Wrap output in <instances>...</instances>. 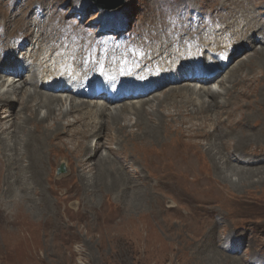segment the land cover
I'll list each match as a JSON object with an SVG mask.
<instances>
[{"label": "rangeland", "instance_id": "1", "mask_svg": "<svg viewBox=\"0 0 264 264\" xmlns=\"http://www.w3.org/2000/svg\"><path fill=\"white\" fill-rule=\"evenodd\" d=\"M224 1L122 0L115 8H108L98 6L95 0H0V42L3 43H0V49H11L15 45L12 58L20 59L23 55L16 41L25 37L26 30L21 28L13 31V35L9 34L11 24L27 14V18L38 19L41 26L52 22L66 23L60 31L65 40L80 36L81 43L91 40L90 45L97 52L116 56L134 44L139 47L144 43L143 46L148 47L173 36L180 28L175 24L186 15L177 18L175 14L185 4L197 10L195 27L208 31L199 32L198 28L187 32L189 27L181 24L184 28L179 42L180 38L184 41L183 37L189 35L195 43L196 37L200 40L207 33L208 42L204 47L219 44V50H225L223 57L230 54V62L218 66L215 73L220 75L219 81L223 77V82L213 81L206 85L212 84L211 88L221 93L210 96L218 100L212 110H206L202 100L192 105L203 110L190 111L184 95L171 96L166 100L167 106L158 111L162 118V122L155 125L161 129L158 138L143 137L139 132L144 125L134 124V114H129L132 122L121 127L116 136L112 127L105 130L103 137L84 135L78 140L59 130L53 141V151L44 154L39 184H33L34 176L27 170L23 184L17 183L15 187V178H23L21 171H16L7 175L11 184L10 193H7L3 175H0V264H264V54L253 55L264 47V37L258 30L253 37L233 42L232 38L224 39L218 32L213 34L211 29L219 28L224 20L228 19V24L233 20L229 14L233 5L222 8ZM257 1L252 11L257 15L256 24L264 28V0ZM117 24L122 27L118 32L100 29L103 26L113 29ZM233 28L236 29L230 26ZM246 28L238 29L236 35ZM68 30L71 32L67 33ZM247 57L252 59H249L251 64ZM4 59L1 57L0 63L11 66L2 62ZM238 61L245 62L240 66ZM14 63L16 66L27 64L18 60ZM120 63L122 61L118 59L105 61L94 75L113 74V69ZM233 69L237 70L236 75ZM28 75L22 73L27 80ZM140 77L145 78L118 75V79H125L120 82L132 85L139 83ZM252 77L258 78L259 82L253 81ZM192 80L183 78L169 85L188 83L199 89L200 83ZM225 86L231 87L224 90ZM167 88L156 95L167 92ZM40 90L48 92L43 88ZM227 91L230 95L232 92V98L229 99ZM202 99L209 97L202 96ZM222 99L231 106L227 111L215 108L221 105ZM86 100L90 103L101 101L100 97ZM124 100L127 101L124 103H130L132 99ZM175 101H181V104L174 106ZM9 104H0V127L11 131L19 120L16 111L19 102L17 99L14 102L11 117L6 116L11 113ZM22 109L23 106L19 111ZM223 119L246 121L230 130L220 124L215 133L216 124ZM152 120L148 124H153ZM109 123L111 121L106 125ZM74 126L86 130L79 126L78 119ZM164 126L171 130H163ZM180 130H183L182 137L177 134ZM1 142L0 155L7 152L11 158L12 152L3 150ZM95 142L99 144L97 147ZM211 143L215 146L210 147ZM175 148L181 149V156L188 161L195 177H202L204 181L198 179L199 183L189 184L190 187L172 183L166 188H153L143 172L154 177L166 169L176 173L189 170L176 163L173 158ZM111 150H114L113 154L109 153ZM230 150L232 153L228 154ZM94 151L93 158L87 157ZM158 154L166 157L160 163L155 158ZM191 155L197 158L190 160ZM226 155L233 159L232 162ZM102 157L106 158L108 169H98ZM125 157L128 162L123 168L120 165ZM61 163L64 171L58 173ZM141 166L150 172L141 170ZM14 167H18L15 162L5 169L9 171ZM237 169L246 173L236 174Z\"/></svg>", "mask_w": 264, "mask_h": 264}, {"label": "bare ground", "instance_id": "2", "mask_svg": "<svg viewBox=\"0 0 264 264\" xmlns=\"http://www.w3.org/2000/svg\"><path fill=\"white\" fill-rule=\"evenodd\" d=\"M257 4V0H225L222 4V8H227V6L233 5V7L229 8V14L233 20H231L229 24L228 19L224 20L219 25V28L211 29V32L213 34L218 32L224 39L227 38L230 40L232 38L233 42L253 37L254 32L258 30L260 32V36L264 37V28L261 24H256L257 15L252 11ZM4 14L6 16V13ZM28 16L29 15L27 14L26 16H22L21 18L14 20L13 24H11L12 29L9 31L10 33L8 32L9 34H12L13 31L20 30L21 28L26 30L25 37L21 40H17L16 43L19 44V51L23 53L21 61L27 64H19V66H16V63H14L16 60L20 61L17 56H13L12 58V55L16 50V48H14L15 45L11 46V49H6L5 47L0 49V58H5L2 62L9 63L11 65L4 66L0 63V104L10 103L9 106L12 107L10 110L11 113L6 116H12L11 114L14 108L13 104L16 102V99L19 102L16 110L18 112L17 114H19V120L15 124V128L10 131L7 127H0V140H2L3 143L1 141L0 142L3 144V150H10V152H12L10 154H13L11 155V158L7 152L4 156H2V154L0 155V175H3V184L6 186L7 193H10L11 190V184L9 180H7V175L14 174L16 171H21L23 178H15V187L18 186L17 183L19 185L21 183L23 184V179L27 177L25 173L27 170H29L31 175L33 174L34 176L33 184L35 182L39 184L40 181L38 180L42 174V163L43 158L45 157L44 154L46 151H53V141L56 139V133L59 130L65 131L69 138L78 140L84 135H91L93 138L97 136L103 137L104 133H106L105 130L112 127L113 129L111 130H113L112 132H114V136H116V134L121 132V127L132 122V117L129 116V114H134L136 115V117H134V124L137 122V124L139 123L140 125H144L139 133L143 134V137L150 136V138H158L161 135V129L155 128V125L162 122V118L158 115V111L160 107L162 108L163 106H167L166 100L171 96L173 98L175 95H184V102L190 105L189 110L198 112L202 108L198 109L200 108L198 106V108H195L196 106L194 107L192 105L193 102L203 100L205 109L212 110L218 100L210 96H219L221 94L218 90L211 88L212 84L210 86H206L213 81L218 82L219 79L217 78H220V75L218 76V74H213L212 76H208L214 70L206 68L205 65H202L201 67L196 66V72H199L201 76H191V78H196V80H192V82L196 81L201 84H199V89H197V85L191 86L188 83L183 84L181 81L180 82L182 84L176 83L169 85L170 83H175L180 79L188 78V73H195L194 63L185 67L184 63L181 64L183 61L179 60L185 58V56L200 55L201 52L206 50L203 45L208 42L207 38H202L199 40L201 44H198V46H194L190 49L191 41L189 39V35L183 37L185 38L184 41L182 38H180L181 42L178 40V37H180V34L182 33V27H180L173 36L170 35V37L165 41L153 44L155 42L154 41L151 43L153 45L148 47H144V43H141L142 48L141 45L138 47V45L134 44L135 46L128 51L125 50L122 53H117L115 56L106 55V53L104 54L103 52H97L95 47L90 45L91 40H87V43H81L83 39L79 38L80 36H77L72 40H65L64 34H60V31L66 23L52 22L51 25L41 26L38 19H34V16L32 18H27ZM249 23L254 24L255 26L252 27ZM230 26H235L236 29H230ZM244 26H247V28L243 30V33L236 35L238 29ZM70 30H68L67 33H70ZM227 30L232 31L229 32ZM187 32L189 31L187 30ZM0 43H2V40ZM263 48L264 47H261L259 51L253 53V55H263ZM199 49L201 51L200 53ZM227 57L228 56H226V58ZM167 58H170L171 60ZM114 59H118L119 61L121 60L122 63L113 69V74L143 76L145 79L142 80L140 77L142 80L141 84L142 86H147V88L142 86L137 88L133 85H128L124 87V90L130 92L128 95H122L115 101L112 99L102 100V98H100L101 101L90 103V101L86 100L87 98H98L94 95L97 87L93 82L97 78L94 74L102 68L101 66L105 61H112ZM243 59L244 58L242 57V60ZM249 59L251 58L247 57L248 61ZM259 60H261V58ZM238 62V65L241 66V63H244L245 61ZM251 62L252 61H249L250 64ZM236 66L235 68H237ZM233 71L236 75L237 70L233 69ZM24 72L29 74V80L22 77V73ZM222 78L223 77H221L219 81L220 83L223 82ZM120 80L125 79L123 78ZM252 80L256 83L259 82L258 78L255 77H252ZM262 81H264V79ZM163 85H166L164 88L168 87L167 92L160 93L161 95H156L159 91L164 89L157 90V88ZM230 87L231 86H225L224 90L230 89ZM40 88L46 89L48 92L41 91ZM130 89H132V91H130ZM135 93L137 95H135ZM99 94L100 93L97 95ZM226 94L229 95V99L232 98V92L231 95L229 91H227ZM202 96L209 97V99H202ZM17 97H19V99ZM75 97L82 98V100H76ZM233 97L236 98L234 94ZM126 98L136 100H129L130 103H124L127 102L124 100ZM150 100L154 101L152 103H148ZM180 102L181 101H175L173 105L178 106L181 104ZM112 103H114V105ZM225 103L226 101H223L222 99L221 105L216 106L215 108L219 111H227V109L231 106L226 105ZM22 106L23 109L19 111ZM41 110L43 111L42 113H40ZM76 112L78 114H75ZM212 112L214 113V111ZM69 117H72L73 119H69ZM77 119L79 121V126L86 129L85 131H82L74 126V122L77 121ZM241 119H235L230 122L224 119L220 120L215 126V133L217 132L220 124L226 125L227 129L230 130L237 127L242 121H246L245 119ZM150 120H152L153 124H148ZM110 121L111 124L109 123L110 125H106V123ZM165 129L167 132L171 130L164 126L163 130ZM177 130L178 129H176V131ZM79 131H81V135H79ZM182 131L180 130V132H177V134H180L181 137L184 136ZM218 134L219 136H222L220 132ZM95 144L96 147L99 145L97 142H95ZM214 146L215 143L210 144V147ZM239 148L240 147H235L237 150ZM113 151L111 150L109 153L113 154ZM174 152L173 158L176 160V163H179L180 166L188 168L189 170H187L186 173H176L166 169L162 170L157 175H153L154 177H150L147 173L143 172L144 170L150 172V170L141 166V170L143 169L141 172H143V175L146 176V179L147 177L149 178L148 183L150 186L161 189L169 187L172 183H174L175 186L190 187L189 184H198V179L199 181H204L202 177H195L196 175H194V170L190 168L191 166L189 167L188 161L181 156V149L175 148ZM230 153H232L231 150L228 154ZM95 154L96 151H94L93 154L90 152L87 157L93 158ZM127 154L129 153L127 152ZM209 154L211 157L213 156L211 155V152ZM126 157L128 156L126 155ZM126 157L123 158L124 160L120 165L123 168H126L125 166H127L126 163L128 161ZM155 158L156 161L160 163L166 157L158 154ZM196 158V155L190 156V160H195ZM227 158L232 162L233 159L228 156ZM133 159L134 158L132 157V161L134 162ZM13 162L18 164V167H14V169L12 168L13 170L11 169L7 171L5 167L8 168V165ZM98 162L99 170L108 169L106 158L102 157ZM235 168L236 167H234V170ZM241 173L246 172L237 169L236 174ZM136 184H139V182ZM22 198L25 197L23 196Z\"/></svg>", "mask_w": 264, "mask_h": 264}, {"label": "water", "instance_id": "3", "mask_svg": "<svg viewBox=\"0 0 264 264\" xmlns=\"http://www.w3.org/2000/svg\"><path fill=\"white\" fill-rule=\"evenodd\" d=\"M96 4L100 7H108V8H115L119 2H121L120 0H95ZM58 173L63 172L64 171V164L61 163L58 166L57 169Z\"/></svg>", "mask_w": 264, "mask_h": 264}]
</instances>
